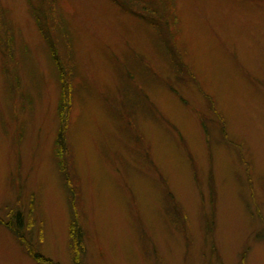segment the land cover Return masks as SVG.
<instances>
[{
    "label": "rangeland",
    "instance_id": "obj_1",
    "mask_svg": "<svg viewBox=\"0 0 264 264\" xmlns=\"http://www.w3.org/2000/svg\"><path fill=\"white\" fill-rule=\"evenodd\" d=\"M128 1L0 0V264H264V0Z\"/></svg>",
    "mask_w": 264,
    "mask_h": 264
},
{
    "label": "trees",
    "instance_id": "obj_2",
    "mask_svg": "<svg viewBox=\"0 0 264 264\" xmlns=\"http://www.w3.org/2000/svg\"><path fill=\"white\" fill-rule=\"evenodd\" d=\"M152 2L154 4L149 7V6H147V4H144V2H141L140 0H130V1H128V3H129L130 6H136V8L138 10H140V11H145V12H147V14L148 13H151V14L155 13V14H157L156 11H159V8L160 7L159 8L158 7H155V4L158 5V3H156L158 1L152 0ZM44 3L48 7V16H49V18H51L52 17L51 15H53V7H51V5L48 2V0H44ZM145 3H147V2H145ZM121 5H123V4L121 3ZM130 6H126V7H128L130 9L131 8ZM122 7H124V6H122ZM37 11H40V12H35L34 14L36 15V18L39 19V21H40L39 29H40V31L43 32V34L47 38V40H50V39H48L49 32L47 31V27H48L47 23H49L50 20L48 18L47 19L41 18L42 15H43V13H44V12H42L43 11V8H39ZM160 11H161V9H160ZM164 26H165V24H164ZM48 43H51V42H48ZM51 45L53 46V43H51ZM54 48H55V43H54ZM54 50H56V49H53V53L52 54H53V56H56L57 55V52H55ZM60 77H62L63 79H65L62 74L60 75ZM63 92L64 91H62V93ZM221 130H222V134H223L224 127ZM63 152H64V149H62V153H61L62 155H63ZM61 170L63 171V172H61L62 173V176H63L64 173H66V176H67L66 178L68 179L66 183L69 185L68 187L70 188L71 193H74L73 192L74 186L72 185L73 184V182H72V179L73 178L71 179L70 176H71V173H72V176H76V173L74 172V170H72L73 172H71L70 165H64V166H62L61 167ZM70 185H72V186H70ZM75 193H76V190H75ZM71 196H72V194H71ZM73 215H75V214L73 213L72 214V217H73ZM16 219H18V217ZM72 220H73L72 221L73 222L72 223L73 229H72L71 234L73 235V238H74V241H73L74 245H73V247L78 251L80 249V247H81L82 231L79 230V227H75V224H77V223H75L76 222V218H72ZM17 224L18 225L14 224L13 222L10 221V222L7 223V228L14 235H16L19 240H21L22 247L23 246H26L27 249L29 250V252L31 251L32 256H33V259L36 262H38L39 264H57V263L52 262L51 260H46L43 256H41L38 253H36L34 251V248L29 247L28 246L29 245L28 243H30V242L26 241V237H25V235H23L24 233H22V231H21V229L19 227L20 223L18 221H17ZM79 251H78V254L75 253L74 256H73V259H74V262L73 263L74 264H81V261L79 259V257H80Z\"/></svg>",
    "mask_w": 264,
    "mask_h": 264
}]
</instances>
